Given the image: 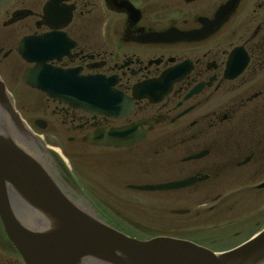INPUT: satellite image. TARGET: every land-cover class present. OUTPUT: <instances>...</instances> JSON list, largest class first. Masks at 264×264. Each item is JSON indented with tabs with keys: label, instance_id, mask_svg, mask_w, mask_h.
Listing matches in <instances>:
<instances>
[{
	"label": "flooded vegetation",
	"instance_id": "flooded-vegetation-1",
	"mask_svg": "<svg viewBox=\"0 0 264 264\" xmlns=\"http://www.w3.org/2000/svg\"><path fill=\"white\" fill-rule=\"evenodd\" d=\"M50 34L33 44L34 51L62 54L47 64L110 79L131 105L92 114L32 89L40 113L35 132L52 144V134L66 135L59 150L79 188L76 194L65 185L68 194L109 213L96 194L106 202L133 203L137 196L144 205L162 203L168 222L114 213L131 220L124 229L133 234L149 233L151 225L173 233L198 219L223 218L225 232L216 239L228 241L261 225L264 210L247 220L234 212L264 202V0H0V74L22 83L37 64L23 60L19 43ZM108 130L113 138H101ZM180 182L189 185L136 189ZM187 216L199 223H181ZM204 233L198 237L210 231ZM8 247L0 225V264L5 254L11 258L4 264H22Z\"/></svg>",
	"mask_w": 264,
	"mask_h": 264
},
{
	"label": "water",
	"instance_id": "water-1",
	"mask_svg": "<svg viewBox=\"0 0 264 264\" xmlns=\"http://www.w3.org/2000/svg\"><path fill=\"white\" fill-rule=\"evenodd\" d=\"M23 47V57L35 61L29 39ZM24 82L94 113L114 114L128 108L126 103L120 106L124 99L111 88L112 82L82 76L78 70L42 63L26 71ZM65 185L79 193L21 120L0 79V217L26 264H264V230L223 253L170 237L138 240L112 227L84 200L73 198Z\"/></svg>",
	"mask_w": 264,
	"mask_h": 264
},
{
	"label": "rangeland",
	"instance_id": "rangeland-1",
	"mask_svg": "<svg viewBox=\"0 0 264 264\" xmlns=\"http://www.w3.org/2000/svg\"><path fill=\"white\" fill-rule=\"evenodd\" d=\"M5 72V70H4ZM5 78L7 79V81L9 82V84L11 85V89L13 93H18V95H20L23 98V107L25 110H23V114L27 117V118H33L34 116H38L40 115L39 112H37L35 114V110H36V95H33L31 93L28 92V90H25L20 88V86H16L17 89L13 86V79L11 78V76L9 74L4 73ZM15 88V89H14ZM13 89L15 90V92L13 91ZM19 89V90H18ZM53 144L59 148L61 146H64L65 143H67L66 135L64 133L59 134L57 136H54L53 134L50 136ZM52 144V143H51ZM52 144V145H53ZM71 161V160H70ZM72 162V161H71ZM72 162V166L75 168L78 163H74ZM80 164V162H79ZM71 165V164H70ZM79 167V165H78ZM72 169V167H71ZM73 173H75V171H72ZM91 185V187H90ZM89 189L93 190L92 188H94L92 186V183H89ZM92 193H94L93 191H91ZM97 192H95L96 194ZM103 194V193H102ZM98 196V199L102 202V205H104L105 207H107L108 209H110L111 211H113L115 214H118L120 216H122L123 218H129L132 219L133 221H137L139 223H142L143 221H141L142 219H146L147 221H157L159 219V217L161 216L162 218H166V222H168L170 220V215L167 214V216H162L161 212L163 209V204L162 203H156L154 205L148 204L147 202L145 203V205L143 204L144 199L139 198L140 200H136V198H138L137 196L134 197L133 199V203H123V202H106L108 199L102 197L105 199L103 200V198L96 194ZM152 201H161L160 198H149ZM140 201H142V203H140ZM140 204H142L143 209L140 207ZM140 207V208H139ZM245 204L242 208H237L236 211L234 212V216H240L241 219L247 220L250 217H253L255 214H260V212H262L264 210V202H259V203H253L252 209L251 210H246L245 208ZM263 214V213H262ZM264 219V218H263ZM201 224H197L196 226L194 225V227L192 228H188V229H176V230H172L173 233H170V229L168 231L167 234L168 236H172V237H182V238H187V239H192L194 241H197L198 243H202L207 245L209 248H217L219 251L220 249H227L233 245L239 244L241 243L243 240H245L247 236H245L244 238H242L241 240H222L219 241L220 239H216L218 237V235L216 234L217 230H224V221L225 219H221V220H212V222H207V221H202V219H198ZM125 222H123L126 226V223L128 224V222L126 220H124ZM199 221H196V219L190 218L189 216L187 217H183L181 219V223H187L190 222L191 224H194L195 222L199 223ZM262 225V224H261ZM151 228L147 229L148 232H154L153 234H149V233H142V234H136V237H139L141 239H148L151 238L153 236H156L155 234H159L162 233V231L165 228H159V227H155V226H150ZM261 227H258L256 230L260 229ZM210 231V233H207V238L202 236V237H198V235L200 234H205L204 231ZM256 230L252 231L255 232ZM196 233V234H195ZM9 247L7 246V249ZM11 258L10 255L5 254L4 257V262L1 264H4L6 262H8V260Z\"/></svg>",
	"mask_w": 264,
	"mask_h": 264
},
{
	"label": "bare ground",
	"instance_id": "bare-ground-1",
	"mask_svg": "<svg viewBox=\"0 0 264 264\" xmlns=\"http://www.w3.org/2000/svg\"><path fill=\"white\" fill-rule=\"evenodd\" d=\"M24 142V141H23ZM24 144L26 145V146H28L29 147V145L28 144H26L25 142H24ZM22 145V144H21ZM24 146V145H23ZM25 147V146H24ZM29 149H30V151L31 152H33L34 154H36L35 152H34V150H33V148L31 149L30 147H29Z\"/></svg>",
	"mask_w": 264,
	"mask_h": 264
}]
</instances>
